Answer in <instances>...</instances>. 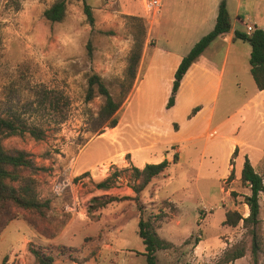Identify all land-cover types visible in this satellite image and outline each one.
<instances>
[{"label": "rangeland", "instance_id": "obj_1", "mask_svg": "<svg viewBox=\"0 0 264 264\" xmlns=\"http://www.w3.org/2000/svg\"><path fill=\"white\" fill-rule=\"evenodd\" d=\"M54 1L0 0V116L18 128L2 142L8 149L26 150L40 167L35 173L38 193L52 201L48 215L55 229L53 238L40 235L24 219L40 231H50L46 217L21 210L19 219L0 233V264L4 259L5 264H14L17 258L24 264H38L30 246L51 255L55 264H148L135 201L88 209L91 204L98 207L91 200L95 196L134 193L133 165H123L117 153L121 143L129 147L150 139L129 134L118 138L116 126L109 127L99 114L104 96L96 92L87 100V79L97 73L114 98H123L134 46V22L129 17L136 16L146 29L145 43L151 45L154 39L160 49L157 62L171 61L164 51L185 52L208 32L201 20L214 22L220 0H163L155 29V23L150 27L146 22L139 0H88L94 26L88 23L81 0H67L64 20L49 22L43 11ZM227 2L233 27L244 30L246 23L258 18L264 25V0ZM210 59L216 76L212 83L197 81L193 91L183 90L173 112L167 110L173 84L168 79L151 85L137 80L127 98V133L157 117L173 122L170 135L156 143L155 151L159 156L170 154L171 163L141 194L145 218L163 209L157 231L172 243L156 252L158 264H254L249 230L242 224L224 225L223 219L227 210L249 214L244 201L250 190L241 182V159L238 150L235 155L230 151L226 137L237 129L243 131L246 106L257 87L249 64L234 45L225 57V45L218 43ZM166 76L171 72L167 70ZM211 107L214 121L209 124L206 116ZM178 148L181 157L173 162ZM253 164L264 180V155L254 157ZM115 171L119 175L109 190L96 187ZM64 177H70L72 185L56 195L54 187ZM59 196H66L65 200L61 202ZM259 201L257 228L264 238V193ZM242 246L246 254L229 260L234 249ZM258 257V264H264V245Z\"/></svg>", "mask_w": 264, "mask_h": 264}, {"label": "trees", "instance_id": "obj_2", "mask_svg": "<svg viewBox=\"0 0 264 264\" xmlns=\"http://www.w3.org/2000/svg\"><path fill=\"white\" fill-rule=\"evenodd\" d=\"M83 2V10L87 17V21L91 26H94L95 17L92 6L88 0ZM67 11V0H55L43 11V15L51 23L61 22L64 20ZM130 21L134 23L132 30L134 34V46L132 48L129 60L127 73L129 82L126 89V94L123 98L116 99L111 94L104 79L97 73H92L87 79V100L93 98L95 93L104 96V103L100 107L99 114L104 122L108 121L109 127L117 125V111L122 104L127 100L136 80L138 66L142 57V52L145 46L146 29L140 27L136 22V16H130ZM232 28L230 13L227 8V0H221L218 5V12L214 28L207 34L203 35L190 49V51L182 58L174 75L172 84V92L167 101V107H171L175 101V95L180 87L181 80L196 58L214 41L218 36L229 32ZM234 38L247 42L250 47V73L258 89H264V28L255 27L254 31L247 33L246 30L235 29ZM198 110V109H197ZM15 123L5 117L0 116V233L13 220L19 219L21 210L33 211L39 214L42 218L46 217V224L50 225V231H40L31 221H27L30 226L40 235L46 238L55 236V229H52V221L48 215L51 209V199H42L38 193V180L35 177L36 171L40 168L24 149H8L3 145L2 139L17 133ZM33 134L40 138L39 133ZM237 153V148L233 151V155ZM232 155V156H233ZM178 154L175 153L173 162H177ZM171 161L167 158L158 163H147L143 168L132 166L133 183L131 185L134 191V196L124 195H104L95 196L91 200L96 201L98 207L91 204L88 212H92L93 208L106 207L109 203L119 202L124 200H132L136 202L138 215V234L146 248V258L148 264H158L156 252L158 250L167 249L171 246V242L162 238L158 231L157 225L165 216L163 209L159 213H150L146 218L143 216L144 203L141 201L143 190L152 182L158 175L167 170ZM119 175V171H115L105 179L97 182V188L104 191L109 190L113 186L114 179ZM241 182L245 187H248L250 194L245 197L244 203L249 208V214L244 216L238 210H227L225 212L224 225L237 227L240 224L247 228L251 235V254L254 264H258V254L264 245L263 235L258 232L257 225L259 223L260 214V196L264 193V180L262 175L255 169L250 159L246 156L241 169ZM169 203L164 201V205ZM46 232V233H44ZM30 251L35 256L38 264H55L51 255L45 251L30 246ZM246 254V247L235 248L230 255L229 260L233 261L242 258ZM4 259L3 264H5Z\"/></svg>", "mask_w": 264, "mask_h": 264}, {"label": "crops", "instance_id": "obj_3", "mask_svg": "<svg viewBox=\"0 0 264 264\" xmlns=\"http://www.w3.org/2000/svg\"><path fill=\"white\" fill-rule=\"evenodd\" d=\"M227 8L229 11L228 2H227ZM216 17H217V14L214 18V22H212L211 24H208L207 21L203 18L200 23L201 27H203L204 29L205 28L209 29V30H206L208 32L211 31L214 28ZM250 24H253L255 27L264 28V25L261 22V18L254 20V22ZM155 28H156V23H155L154 29ZM235 29L237 28L232 26L229 32H226L223 35L218 36L214 41L210 43V45L192 63V65L189 67V69L184 74L181 80L180 87L175 95L174 104L169 108L167 107V110H169V112H173L175 108H177L178 97H179V94L183 92V90H185L186 88H189L191 91H193L194 86L197 81H201L202 83H205L206 85H209L210 83H212L214 77L216 76L210 70L209 64L211 62L210 58L214 57L215 55V50H216L218 43L225 45V57L229 56L230 49L234 45L236 47V51H238L240 53V56H242V58H244L245 61H247V63L249 64L251 47L247 42L234 38ZM244 30H246V27ZM208 32H204L200 34V36H198L199 38H196V40H194L192 44L188 46V50H186L185 52H170V51L163 50L164 52L169 54V57L172 59L171 61L169 60V58H167V60L166 58H163L162 61L157 62V56L159 55L160 49L154 45L155 44L154 39L151 45H148L146 41L143 52H142V57H141V60L138 66L135 81L137 80L147 81L148 85H151V84L157 83V81L161 82V80L164 81L168 79V82L172 84L174 81L175 72L182 58L190 51V49L194 46V44L203 35L207 34ZM167 70L171 72V76L169 78H167L166 76ZM249 71H250V65H249ZM222 75H223L222 72L218 75L219 80L221 79ZM201 92L203 95H205V89H202ZM254 95H255L254 99L250 100L248 102V105L246 106V110L248 112V119H246L247 122H246V125L243 131H240L239 129H237L234 132L233 136L226 137V140H228L231 145L230 151L232 152L236 148L238 150V158L241 159L240 161L241 169L243 166L245 156H247L253 164L254 157L264 155V89L260 90L257 88ZM128 99L117 111V125H116L117 137L119 138V136H121V139H123L122 138L123 135L129 134V135H132L134 139L142 138L143 136H148L150 140L147 141L146 144H142L140 141H138L136 142L135 146H129V147H125V145L121 143V146L117 153V155L119 156L118 158L121 160V163H123V165L131 164L133 166L143 168L147 163H158L162 161L163 158H167L169 161H171L170 154H164V155L161 154L159 156L155 151L157 148L156 143L161 144V142H158V141L163 138H166L167 135H170L172 131L171 127L173 125V122L168 121V119L166 121V118L157 117V119L147 124L141 123L142 125H139L137 127L133 126L132 130L127 133L125 129L130 128L129 126L126 125V122H125L126 121L125 107H126V103ZM198 110H199V113H201L204 111V107ZM210 110L211 112L209 113V117L206 116L209 124L214 121L213 107H211ZM120 128L122 129L120 130ZM176 152L177 154L178 152H180L179 148L174 150V153ZM180 157L181 156H179L178 154V159ZM229 170L230 168L226 170L227 173L229 172ZM128 195L134 196V193L133 194L129 193ZM65 197L59 196L58 198L61 202H63L65 200ZM169 200L170 199L166 201L170 202L171 200L170 201ZM151 204H155V202H151ZM202 242H203V239L201 240L200 245H202ZM14 264H24V260L21 258H17L15 259Z\"/></svg>", "mask_w": 264, "mask_h": 264}, {"label": "built area", "instance_id": "obj_4", "mask_svg": "<svg viewBox=\"0 0 264 264\" xmlns=\"http://www.w3.org/2000/svg\"><path fill=\"white\" fill-rule=\"evenodd\" d=\"M143 15L146 19V22L152 27L154 23L159 19L162 8H163V0H139ZM255 29L253 24H246V32L251 33ZM72 185V180L70 177H64L57 185L54 187V191L56 195H61L66 191V189L70 188Z\"/></svg>", "mask_w": 264, "mask_h": 264}]
</instances>
